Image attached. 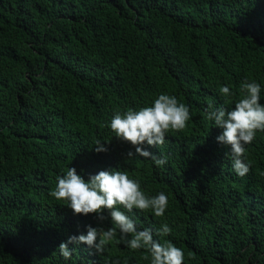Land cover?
I'll list each match as a JSON object with an SVG mask.
<instances>
[{
    "label": "trees",
    "instance_id": "16d2710c",
    "mask_svg": "<svg viewBox=\"0 0 264 264\" xmlns=\"http://www.w3.org/2000/svg\"><path fill=\"white\" fill-rule=\"evenodd\" d=\"M244 81L260 85L264 104V0H0V264H150L118 236L100 254L70 244V259L60 255L87 226L114 227L107 211L102 222L73 215L49 196L68 168L85 180L124 171L146 196L163 192L162 217L118 207L138 231L167 224L183 264H264V132L244 146L240 177L206 118L232 109ZM160 94L190 119L163 145L142 146L167 159L157 167L127 158L134 148L106 125Z\"/></svg>",
    "mask_w": 264,
    "mask_h": 264
},
{
    "label": "clouds",
    "instance_id": "9594fccd",
    "mask_svg": "<svg viewBox=\"0 0 264 264\" xmlns=\"http://www.w3.org/2000/svg\"><path fill=\"white\" fill-rule=\"evenodd\" d=\"M222 96L230 97L228 86L219 89ZM240 99L232 109L218 107L214 111H206V118L213 121L222 133L216 140L230 150L233 171L240 177L249 172V165L242 157L245 145L250 144L258 131L264 132V104L260 102V85L256 82L244 81L239 89ZM190 119V109L175 96L160 94L150 106L139 110L129 109L123 113L116 112L106 126L114 136L134 148L127 153V158L134 156L151 159L159 167L167 163L164 157L145 150L142 146L157 147L165 142L169 132L183 131ZM94 145L96 152L107 149L100 140ZM264 175V173H262ZM49 196L56 201H66L73 215L87 216L95 214L98 221H104L107 211L108 218L114 227L105 230L102 227L87 226L86 234L69 236L67 241L60 243L58 251L65 259H70L73 249L69 245H86L97 254L104 251L108 242L117 239L131 250L144 249L149 255L150 264H183L184 252L173 243L163 238L171 229L167 224L160 228H145L138 231L135 222L119 210L122 206L127 212L133 209L151 210L156 217H162L168 207V197L160 192L155 196H146L140 183L130 179L126 172L120 170L99 171L90 175L87 180L78 175L75 168H68L66 174L57 177L54 190ZM154 235L160 239H154ZM163 241V242H161Z\"/></svg>",
    "mask_w": 264,
    "mask_h": 264
}]
</instances>
